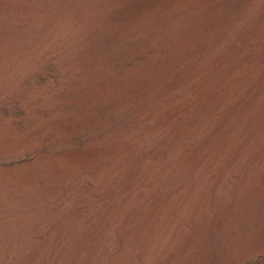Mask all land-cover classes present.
<instances>
[{
  "label": "rangeland",
  "instance_id": "374dc122",
  "mask_svg": "<svg viewBox=\"0 0 264 264\" xmlns=\"http://www.w3.org/2000/svg\"><path fill=\"white\" fill-rule=\"evenodd\" d=\"M0 264H264V0H0Z\"/></svg>",
  "mask_w": 264,
  "mask_h": 264
}]
</instances>
